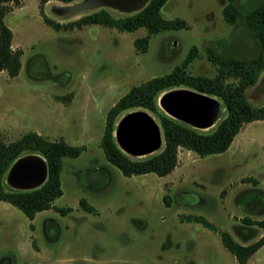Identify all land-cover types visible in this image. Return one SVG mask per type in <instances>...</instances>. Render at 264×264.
Wrapping results in <instances>:
<instances>
[{
    "label": "rangeland",
    "instance_id": "1",
    "mask_svg": "<svg viewBox=\"0 0 264 264\" xmlns=\"http://www.w3.org/2000/svg\"><path fill=\"white\" fill-rule=\"evenodd\" d=\"M262 1L236 0L241 11ZM226 2L166 0L161 14L184 18L187 26L155 33L144 26L121 30L100 23L56 29L44 21L40 0L6 3L4 21L13 32L12 46L22 52L17 75L0 71V138L9 142L36 130L84 148L77 156L62 158L63 192L54 202L71 206L70 211L50 207L30 219L17 206L0 200V264H238L219 230L228 231L240 243H250L262 233L260 226L244 223L243 218L264 217V118L244 123L224 151L201 156L180 147L176 166L164 175L153 171L124 175L101 147L108 108L133 84L171 71L192 46L195 51L187 70L207 76L216 73L208 49L240 56L261 51L242 15L232 23L224 19ZM100 8L114 16L137 11L93 0L43 4V12L60 23ZM143 37L144 47L137 42ZM176 88L192 90L176 86L167 91ZM245 92L251 103L264 102V66ZM210 95L215 99L210 110L213 125L199 128L179 120L202 131L213 129L226 111L222 99ZM134 110L149 112L160 124L143 107L123 110L116 122ZM162 146L163 141L150 153H126L140 158ZM33 153L38 152L23 155ZM4 185L24 189L8 180V170ZM81 197L93 205V211L82 208ZM195 215L204 216L219 230L187 220ZM250 264H264V246Z\"/></svg>",
    "mask_w": 264,
    "mask_h": 264
},
{
    "label": "trees",
    "instance_id": "2",
    "mask_svg": "<svg viewBox=\"0 0 264 264\" xmlns=\"http://www.w3.org/2000/svg\"><path fill=\"white\" fill-rule=\"evenodd\" d=\"M8 1L18 5L21 0H0V71L6 70L9 76H15L21 66L22 49L12 46L13 32L4 21ZM46 1L48 0H40V13L44 21L56 29L81 28L87 24L100 23L121 30H134L144 26L149 33H155L187 26L184 18L178 16L167 18L161 14V6L166 0H149L141 9L123 16H114L108 9L100 8L66 23L55 21L43 12V4ZM222 14L230 23L242 15L258 39L261 51L253 56H240L216 53L208 49L207 56L216 64V73L213 76H207L192 74L187 70V64L195 51V46H192L184 60L175 65L171 71L133 84L108 108L101 137V147L106 158L124 175L150 171L164 175L176 166L177 152L180 147L191 149L201 156L224 151L244 123L264 118V102L258 105L251 103L245 92L246 88L256 81L264 66V1L246 11H241L236 0H227L222 8ZM137 42L142 43L144 47L147 39L139 38ZM228 77L236 78V82L226 81ZM176 86H187L207 94L217 95L222 99L225 115L209 131L199 130L172 117L160 108L158 98L162 92ZM132 107L146 108L157 116L163 134V146L158 152L140 158L132 157L115 141L113 131L116 118L123 110ZM83 148L84 145L70 144L63 138H47L36 130L25 131L19 138L9 142L0 138V200L17 206L30 219L34 218L38 211L50 207L61 213L70 211L71 206H58L54 202L55 198L63 192L60 178L62 158L77 156ZM29 151H36L45 158L47 164L45 181L33 188L7 189L4 185L5 172L16 157ZM79 202L85 210L93 211V205L88 203L86 198L81 197ZM261 208H264V204ZM192 219L200 221L213 230H219L212 221L202 215L187 216V220ZM243 222L256 223L262 228L261 235L250 243H240L228 231L219 230L222 243L234 254L238 264H246L248 257L264 244V217L253 219L245 216Z\"/></svg>",
    "mask_w": 264,
    "mask_h": 264
},
{
    "label": "water",
    "instance_id": "3",
    "mask_svg": "<svg viewBox=\"0 0 264 264\" xmlns=\"http://www.w3.org/2000/svg\"><path fill=\"white\" fill-rule=\"evenodd\" d=\"M148 1L149 0H106L103 2L114 8H120L123 10H134L135 8H138L137 10H139ZM167 99L168 100H166V102L164 103L165 108L168 111V113L166 112L167 114L171 115L174 118L185 120L186 122L191 123L193 126L196 125L197 118H195V116L192 114L188 115L187 113H185V111L182 110L184 109V107H188L189 111L194 109L196 103L192 99L190 100L186 96H179L176 94L169 95ZM210 102L211 110V105L215 102L214 97H212ZM195 107H197V105ZM210 114L213 113L210 112ZM115 124L116 125L113 131L115 141L124 152L131 154L149 153V151L161 145V142L163 141L160 124L149 112L145 110H134L132 112H128L125 115L121 116ZM33 155V161H29L30 163H26L25 166L22 165L23 163H18L17 165H15L14 162L21 155L16 157L8 169V177L11 170L13 173L21 170L20 173H22V175H25L29 172V169H32V171H34L36 174L41 175L42 177L44 176L42 182L24 183L20 185L14 184L15 186L27 189L37 187L45 181L47 176V164L45 158L38 153H33Z\"/></svg>",
    "mask_w": 264,
    "mask_h": 264
},
{
    "label": "bare ground",
    "instance_id": "4",
    "mask_svg": "<svg viewBox=\"0 0 264 264\" xmlns=\"http://www.w3.org/2000/svg\"><path fill=\"white\" fill-rule=\"evenodd\" d=\"M103 1H106V0H103ZM103 1L102 0H93V2L105 4ZM105 5H107V4H105ZM107 6H109V5H107ZM80 7H83V5L82 4H76V8H80ZM110 7H112V6H110ZM137 9L138 8H135L134 10H137ZM173 94H176V95H179V96L180 95L181 96H186L190 100L192 99L196 103L197 107H195L196 106L195 105L194 109L191 110V111H189L188 107L187 108L184 107V109H182L188 115L192 114V115L195 116V118H197V122L195 121L196 122V125H195L196 127L207 128V127H209V126L214 124V120H212L210 118V115H212V114H210V104H211L210 100L212 99L211 96H209L207 94H204V93H199V92H196L195 90L193 91V89L190 90V89H187V88H176V89H172V90H169V91L166 90V91L161 93V95L158 98V102H159V106L162 109H164L165 112H167V113H168V111L165 108L164 103L166 102V100H168L167 97L169 95H173ZM179 100H181V99H179ZM159 147H160V145L158 147H156L155 149L149 151V153L152 152V151L157 150ZM33 157H34L33 154L32 155L31 154H26V155L18 157L14 163H15V165H17L18 163H23L22 165L25 166L26 163H30V162L33 161L32 160ZM20 172H21V170H18L17 174H19L20 176L23 177L25 183L42 182V180L44 178V176L42 177L41 175L36 174L34 171H32V169H29V172L27 174H25V175H22V173H20ZM30 179H32V181H30ZM12 180H13V182L15 181L14 179H12Z\"/></svg>",
    "mask_w": 264,
    "mask_h": 264
},
{
    "label": "flooded vegetation",
    "instance_id": "5",
    "mask_svg": "<svg viewBox=\"0 0 264 264\" xmlns=\"http://www.w3.org/2000/svg\"><path fill=\"white\" fill-rule=\"evenodd\" d=\"M16 174H17V172L12 173V171H11L10 174H9L8 179H9L13 184H15V185H20V183H21V184H24L25 181H24L23 177L20 176L19 174H17V175H16ZM12 179H14L15 181L13 182ZM30 181H32V179H30ZM18 183H19V184H18Z\"/></svg>",
    "mask_w": 264,
    "mask_h": 264
},
{
    "label": "crops",
    "instance_id": "6",
    "mask_svg": "<svg viewBox=\"0 0 264 264\" xmlns=\"http://www.w3.org/2000/svg\"><path fill=\"white\" fill-rule=\"evenodd\" d=\"M262 246H264V244H262L257 250H255V251H254V252L248 257L246 264H250V259H251V257H253V256L259 251V249H260ZM259 259H260V261L262 260V259L259 257V258H257V261H259Z\"/></svg>",
    "mask_w": 264,
    "mask_h": 264
}]
</instances>
